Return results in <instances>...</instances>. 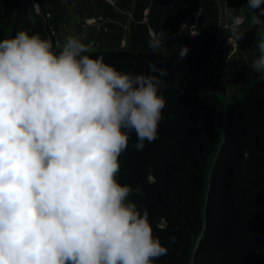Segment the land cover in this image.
Listing matches in <instances>:
<instances>
[{
	"label": "clouds",
	"instance_id": "obj_1",
	"mask_svg": "<svg viewBox=\"0 0 264 264\" xmlns=\"http://www.w3.org/2000/svg\"><path fill=\"white\" fill-rule=\"evenodd\" d=\"M244 7L220 28L229 43L255 29L250 69L264 82V0ZM166 39H149L153 54ZM88 53L74 35L0 40V264H156L170 250L130 199L143 189L118 181L131 134L137 151L159 138L168 70L124 72Z\"/></svg>",
	"mask_w": 264,
	"mask_h": 264
},
{
	"label": "trees",
	"instance_id": "obj_2",
	"mask_svg": "<svg viewBox=\"0 0 264 264\" xmlns=\"http://www.w3.org/2000/svg\"><path fill=\"white\" fill-rule=\"evenodd\" d=\"M2 1L6 15H0V40L28 30L56 45L59 24L74 15L80 21L115 20L109 2L128 15L123 45L114 32L101 35L87 27L100 40L88 54L124 72L147 73L153 61L169 73L161 77L167 103L159 138L137 151L133 133L119 157L118 181L143 189V195L130 199L147 210L154 235L169 246L156 264H264V82L248 59L238 64L231 57L245 37L253 38L248 53L256 52L255 31L247 32L235 51L219 48L223 10L239 14L241 0ZM182 23L188 32L179 39ZM157 34L167 39L153 54L148 41ZM173 42L177 48L172 50ZM182 45L189 51L180 60ZM220 54L230 59L232 76L214 84L207 75ZM172 235L177 242L169 245Z\"/></svg>",
	"mask_w": 264,
	"mask_h": 264
},
{
	"label": "rangeland",
	"instance_id": "obj_3",
	"mask_svg": "<svg viewBox=\"0 0 264 264\" xmlns=\"http://www.w3.org/2000/svg\"><path fill=\"white\" fill-rule=\"evenodd\" d=\"M109 3H110V5L113 6L112 7L113 8L112 14H113L115 20H112L109 18L104 19L101 15L100 16V17H102L101 19H95L96 17L92 18V19H89V18L85 19L84 18V20L80 21V20H78L77 15H76V17L74 15V18H72V21L71 20L69 21L67 19L68 21L64 20L59 24L58 30L56 31V35H55L57 43H62L64 38L67 35H74V36L78 37L84 44H86L90 50L93 48L94 42L100 41V40H98V38L95 39V37H91L90 33L87 32V29H88L87 27H95L96 28V34L98 32V34L102 33L101 35H103V34L105 35L106 33H109V32L113 33L114 32L116 34V38H117V41L119 42V44L123 45L124 44V38L127 34V29H128V25H129L128 24L129 23L128 15L123 13L122 11L118 10L112 2H109ZM245 5H246V0H241V7L239 10V14H241L242 16H244L246 18L248 16V9H247V7H244ZM227 12H228V9H226V11L223 10L224 17L222 18V24L227 23V20L225 18ZM68 13L72 14V11L71 12L69 11ZM116 13H118L120 15V17H122V19H119V17H117ZM0 15H6L2 0H0ZM75 20H76V22L78 21L79 24H82V26H80V28H78L76 26L77 24L75 23ZM182 25H187V23H182L181 26ZM245 25L246 24H243L241 26L242 29L246 28ZM181 26H180L181 32H180L179 39L182 37H185L186 36L185 34L188 32L187 31L188 27H186L185 30L182 31ZM252 30L255 31L254 28ZM248 32H250V31H248ZM189 34H190V37H192L195 35V32L192 29H190ZM219 34L222 36L220 39V47L219 48L220 49L226 48V49H230V51H235V48L237 47L238 42L235 40H231V42H230L231 44L228 42V38L231 36V33L227 29H225L223 31L220 28ZM101 35H99V36H101ZM252 39H253L252 37H249V38L245 37V40H246L245 42H239V53L236 52L235 53L236 55L231 56V57H234V59H233L234 62L240 64V59L242 57H245L246 60L248 59L247 60L248 66L251 65L252 61L258 55L257 49L255 50L256 52L252 53L254 55L248 53L250 46H252V41H253ZM169 46H170V49H172V50L177 48L176 42H173ZM253 49H252V51H253ZM223 51H224V49H223ZM229 62H230V59L227 57V55L224 59L223 55L220 54L219 57L216 58L215 61L213 62L212 66L208 72L207 79L210 82L216 84L218 81H222L221 77H223V76L231 77L232 74L229 73L230 71L228 70V66H227V63H229ZM240 68H241L240 70H242V72H244L246 75L249 74V69L244 68L243 65H240ZM220 72L222 74H220Z\"/></svg>",
	"mask_w": 264,
	"mask_h": 264
}]
</instances>
